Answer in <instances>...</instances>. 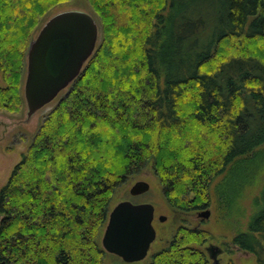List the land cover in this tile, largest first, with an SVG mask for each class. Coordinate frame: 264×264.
Instances as JSON below:
<instances>
[{
  "label": "trees",
  "instance_id": "1",
  "mask_svg": "<svg viewBox=\"0 0 264 264\" xmlns=\"http://www.w3.org/2000/svg\"><path fill=\"white\" fill-rule=\"evenodd\" d=\"M66 1L0 0L1 108ZM88 1L100 41L0 189V264H104L110 202L147 165L178 213L215 194L233 222L248 198L232 243L264 264V0ZM210 238L181 226L147 264H213Z\"/></svg>",
  "mask_w": 264,
  "mask_h": 264
},
{
  "label": "water",
  "instance_id": "2",
  "mask_svg": "<svg viewBox=\"0 0 264 264\" xmlns=\"http://www.w3.org/2000/svg\"><path fill=\"white\" fill-rule=\"evenodd\" d=\"M99 39L95 18L84 11L69 10L52 16L30 42L27 51V73L24 95L27 116L51 103L81 73L93 55ZM150 183L137 181L130 189L132 196L150 190ZM210 209L200 216L208 219ZM155 206L152 203H134L122 200L110 211L102 237V246L108 253L125 262L144 260L157 238L154 227ZM166 220L165 216L160 217ZM210 257L222 253L216 245L206 248ZM215 261H218L217 259Z\"/></svg>",
  "mask_w": 264,
  "mask_h": 264
},
{
  "label": "rangeland",
  "instance_id": "3",
  "mask_svg": "<svg viewBox=\"0 0 264 264\" xmlns=\"http://www.w3.org/2000/svg\"><path fill=\"white\" fill-rule=\"evenodd\" d=\"M69 10L84 11L91 14L95 18L99 26V42L101 38L100 21L88 0H69L56 5L51 9L47 16L41 19L40 28L55 14ZM40 28L35 33L34 38L39 33ZM26 62L28 63L27 58ZM26 73L27 69L22 88L23 95ZM64 92L65 89L62 91V94ZM60 96L61 94H59L51 103L38 110L30 118L27 116L28 108L26 100L23 107L18 112H10L0 107V189L8 181L14 166L19 162L22 154L30 146L45 115L55 106ZM140 180L149 182L151 188L147 193L133 197L130 194V189L137 181ZM213 195V202L209 207L211 213L208 219H204L199 215L203 209L189 213H178L169 205L160 180L152 166L147 165L140 172L128 178L127 181L116 190L109 207L111 210L117 203L127 199L134 200L136 202L147 201L152 203L155 206L156 212L154 227L157 231V238L152 243L148 256L144 260L137 262H125L119 256L107 252L103 257L104 264H147L150 261L151 255L165 248L178 228L181 226L194 228L199 227L210 233L211 238L204 244V249L213 264H216V259L218 260V264H259L254 254L239 250L232 243V238L236 233V230L239 228L242 229L245 226L243 224L244 219L238 217V213L240 211L243 212L245 207L248 208L249 199L247 198V200H245L246 197H244V199L238 202L237 206L241 205L240 209H234L233 213L230 215L233 217V222H229L228 220H225V218H227L225 209L221 208L217 197L215 194ZM162 215L166 217V220H160ZM236 220L238 222L234 224ZM104 230L105 227L101 232V243ZM210 245H216L222 249V253L216 255V259L210 257V253L206 249Z\"/></svg>",
  "mask_w": 264,
  "mask_h": 264
},
{
  "label": "flooded vegetation",
  "instance_id": "4",
  "mask_svg": "<svg viewBox=\"0 0 264 264\" xmlns=\"http://www.w3.org/2000/svg\"><path fill=\"white\" fill-rule=\"evenodd\" d=\"M139 196V195H138ZM133 197H135V196H133ZM127 200H130V199H127ZM131 201H133L134 203H150V202H147V201H144V202H136V201H134V200H131ZM156 220V212H155V217H154V221ZM215 263L216 264H218V261H215Z\"/></svg>",
  "mask_w": 264,
  "mask_h": 264
}]
</instances>
